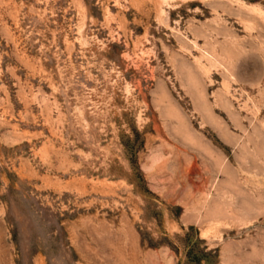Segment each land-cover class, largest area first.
<instances>
[{"label":"rangeland","instance_id":"rangeland-1","mask_svg":"<svg viewBox=\"0 0 264 264\" xmlns=\"http://www.w3.org/2000/svg\"><path fill=\"white\" fill-rule=\"evenodd\" d=\"M0 264H264V0H0Z\"/></svg>","mask_w":264,"mask_h":264}]
</instances>
